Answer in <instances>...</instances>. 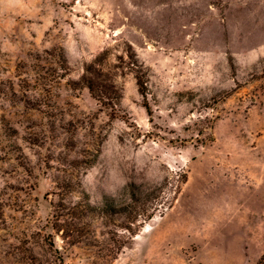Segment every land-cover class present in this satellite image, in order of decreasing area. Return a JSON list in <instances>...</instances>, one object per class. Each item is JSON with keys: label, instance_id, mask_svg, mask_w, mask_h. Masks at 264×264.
<instances>
[{"label": "rangeland", "instance_id": "1", "mask_svg": "<svg viewBox=\"0 0 264 264\" xmlns=\"http://www.w3.org/2000/svg\"><path fill=\"white\" fill-rule=\"evenodd\" d=\"M159 183L107 264H264V0H0V264H106L67 214Z\"/></svg>", "mask_w": 264, "mask_h": 264}, {"label": "trees", "instance_id": "2", "mask_svg": "<svg viewBox=\"0 0 264 264\" xmlns=\"http://www.w3.org/2000/svg\"><path fill=\"white\" fill-rule=\"evenodd\" d=\"M131 64L135 66V68H137V64L133 62H131ZM135 72L138 90L141 94H145L146 87L145 82L142 78L143 76L138 68L135 69ZM81 81L89 89L90 93L96 97H107L106 92L108 90L114 92V89L110 88L106 82H103V80H101V82H98V79L91 76L90 64L86 66L85 72L81 76ZM145 108L149 113V107L145 105ZM162 187H164V185L162 183H159L153 185L151 188H148V190L144 192H137L132 190L130 192L129 199L124 200L121 203H118L107 196L101 199L100 205L92 204L90 202H79L78 205L72 207V211L67 214L70 220L66 219V221L70 226H72L73 229L70 235H76L77 239H85L83 238L86 234L85 232L90 233V231L85 228L87 224H85L83 220L86 218H90L93 215L103 220H113V218H117V223L119 221V224H116L118 229L110 232L113 235V237L111 238L112 244H110L109 242H105L103 244V248L99 249V251L103 252V256H106L107 264L111 259H115L120 249H122L129 240L135 237L138 232L145 226V224L153 218L155 214V208L153 206L155 204L154 201H157V193L161 191ZM164 203L167 205L163 206V208H167L171 205V200ZM60 215L61 214H57L53 216L55 222H57L58 216ZM52 228L55 229L53 226ZM61 229L62 227L57 228V230L59 231ZM91 233V236L94 238V233L92 231ZM115 237L117 239H115ZM96 243H98L97 240ZM93 245L97 246V244Z\"/></svg>", "mask_w": 264, "mask_h": 264}]
</instances>
